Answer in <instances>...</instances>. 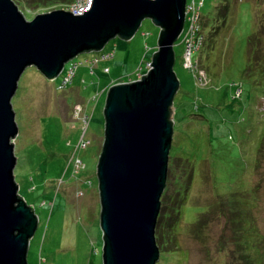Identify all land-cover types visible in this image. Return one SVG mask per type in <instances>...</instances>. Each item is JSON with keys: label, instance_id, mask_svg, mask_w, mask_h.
<instances>
[{"label": "rangeland", "instance_id": "374dc122", "mask_svg": "<svg viewBox=\"0 0 264 264\" xmlns=\"http://www.w3.org/2000/svg\"><path fill=\"white\" fill-rule=\"evenodd\" d=\"M13 1L31 20L75 0ZM199 1L202 40L192 59L201 82L183 64V34L173 45L180 85L168 176L171 194L179 188L185 197L158 235L156 264H264V0H226L220 27L215 10L222 0ZM255 30L261 36L250 60ZM158 33L146 18L129 40L114 37L99 51L79 53L53 79L34 66L22 72L11 100L18 125L13 172L18 195L38 216L28 264H102L95 169L106 91L147 70ZM71 62L78 63L72 79L59 87ZM197 217L201 227L193 226Z\"/></svg>", "mask_w": 264, "mask_h": 264}, {"label": "water", "instance_id": "95a60500", "mask_svg": "<svg viewBox=\"0 0 264 264\" xmlns=\"http://www.w3.org/2000/svg\"><path fill=\"white\" fill-rule=\"evenodd\" d=\"M186 0H92L81 14L66 9L27 19L13 0H0V264H28L38 226L14 178L18 134L12 97L27 66L53 79L81 52L114 37L129 40L146 18L158 27L147 70L109 85L104 135L96 163L102 264H156L155 228L167 184L173 100L179 89L173 45L183 32Z\"/></svg>", "mask_w": 264, "mask_h": 264}, {"label": "trees", "instance_id": "16d2710c", "mask_svg": "<svg viewBox=\"0 0 264 264\" xmlns=\"http://www.w3.org/2000/svg\"><path fill=\"white\" fill-rule=\"evenodd\" d=\"M187 1H189V0H187ZM229 3L226 0H222L221 2H219L220 5H218L219 7L215 10L216 19L219 20L218 22L220 23V25L217 24V27L218 26L220 27L225 23L227 14L230 10V4ZM186 25H187V23L185 24L184 29H186V27H187ZM202 29L203 28L200 25L199 30L202 31ZM260 36H261V33H259V31H257V30L252 32L251 35L249 36L248 43H249L250 60H251L252 54L254 55V51L255 50L257 51L256 47H257V42L259 41ZM149 59L150 58H148L147 61H145V62L147 63L149 61ZM261 72H264V71H261ZM173 157H175V156H173ZM173 157L170 156V152H169L168 170H170L171 166H173L172 160L170 162V158H173ZM169 174H170V171H169ZM168 177L169 178L167 179L166 187H165V189L161 195V198H160L161 199V206H160L159 214L157 216V222H156V228H155V236H156L157 242H158V238H159L158 235L161 236L163 234L162 233L163 228L164 227H166V228L170 227L172 222H174L176 220L175 217L179 216V214L181 212L180 204H181L183 198L185 197V193L182 194V189H179V188L174 190L175 196L173 194H171L170 185L172 184V181L170 180V176H168ZM175 183L178 184V181ZM178 187H181V186H178ZM183 188L185 189V186ZM179 194H181V200H179V202H177L176 199L179 196ZM197 220H198V217L195 220V222L193 223V226L196 225V227L197 226L201 227L200 225L196 224ZM247 245H245V246L248 247L249 245L248 246Z\"/></svg>", "mask_w": 264, "mask_h": 264}, {"label": "built area", "instance_id": "2783aa9c", "mask_svg": "<svg viewBox=\"0 0 264 264\" xmlns=\"http://www.w3.org/2000/svg\"><path fill=\"white\" fill-rule=\"evenodd\" d=\"M92 0H75L69 4L67 7V10L72 11L75 14H81L83 11H87L91 6ZM202 2L199 1L198 3L195 2V0H186V17H185V24L188 23L186 26V29H183V38L182 41L185 42L186 52L183 59V64L189 69H195L197 71V77L199 78V82L204 78L202 76V72H200L197 66V61H193L192 59V53L194 50H196L200 45L201 41L199 39L202 38L201 34L198 33L199 31V24L197 23V12L200 8V4ZM187 21V22H186ZM185 27V25H184ZM202 40V39H201ZM198 44V45H197ZM112 55L110 52L106 53L105 56L109 57ZM95 63V62H92ZM77 62H71L69 64V68L67 70V73L65 74V77H63V80L59 87L65 86L66 84L70 83L72 76L74 74L75 68L77 67ZM147 67L149 63H146ZM79 109V108H78Z\"/></svg>", "mask_w": 264, "mask_h": 264}]
</instances>
